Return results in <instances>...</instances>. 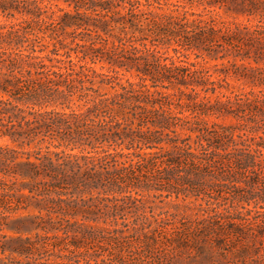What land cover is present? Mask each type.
I'll return each instance as SVG.
<instances>
[{"label": "trees", "instance_id": "trees-1", "mask_svg": "<svg viewBox=\"0 0 264 264\" xmlns=\"http://www.w3.org/2000/svg\"><path fill=\"white\" fill-rule=\"evenodd\" d=\"M0 16V264H264V0Z\"/></svg>", "mask_w": 264, "mask_h": 264}, {"label": "rangeland", "instance_id": "rangeland-1", "mask_svg": "<svg viewBox=\"0 0 264 264\" xmlns=\"http://www.w3.org/2000/svg\"><path fill=\"white\" fill-rule=\"evenodd\" d=\"M223 15V14H222ZM223 16H225V15H223ZM0 19H3L1 16H0ZM3 140L2 139H0V142H2Z\"/></svg>", "mask_w": 264, "mask_h": 264}]
</instances>
